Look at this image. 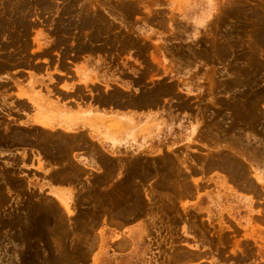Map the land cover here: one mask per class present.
<instances>
[{"label":"rangeland","instance_id":"obj_1","mask_svg":"<svg viewBox=\"0 0 264 264\" xmlns=\"http://www.w3.org/2000/svg\"><path fill=\"white\" fill-rule=\"evenodd\" d=\"M218 7L0 0V264H264V0Z\"/></svg>","mask_w":264,"mask_h":264},{"label":"crops","instance_id":"obj_2","mask_svg":"<svg viewBox=\"0 0 264 264\" xmlns=\"http://www.w3.org/2000/svg\"><path fill=\"white\" fill-rule=\"evenodd\" d=\"M56 90L60 93L65 94V91H62L61 85H58L56 87ZM63 111H64L63 117H65V121H68L70 124L67 126V128L70 130H73L74 128L73 127L74 124H72V122L75 119V117H82L81 123L84 124L83 127L86 130L93 131L92 127H95V125L99 127L98 132H96V135L101 140H108L109 138H111L116 142H122L123 138H125L123 133L122 134L118 133V130L116 129V126L118 125L117 120L115 118H113V120L109 118V117H120L118 115L108 114L107 112H105L106 114H104V112L103 113L92 112L90 109H86L85 112L81 113V112H77L78 110H76V108L71 109L68 105L64 107ZM91 131H89V136L91 137V139L99 142V139L97 137H94L93 136L94 133ZM78 161H80L84 167L86 168L90 167L89 166L90 160L87 157L81 156L78 158Z\"/></svg>","mask_w":264,"mask_h":264},{"label":"clouds","instance_id":"obj_3","mask_svg":"<svg viewBox=\"0 0 264 264\" xmlns=\"http://www.w3.org/2000/svg\"><path fill=\"white\" fill-rule=\"evenodd\" d=\"M212 4L214 5V7L216 8L215 11H213L205 20L203 25H200L201 28H206L207 25L209 23H211V21L215 18V16L218 14L219 12V7H218V0H211Z\"/></svg>","mask_w":264,"mask_h":264}]
</instances>
